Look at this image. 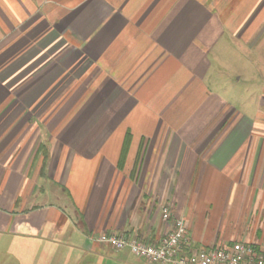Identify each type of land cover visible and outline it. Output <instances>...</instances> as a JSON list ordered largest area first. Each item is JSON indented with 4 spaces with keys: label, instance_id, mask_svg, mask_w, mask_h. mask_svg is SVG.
<instances>
[{
    "label": "crops",
    "instance_id": "obj_1",
    "mask_svg": "<svg viewBox=\"0 0 264 264\" xmlns=\"http://www.w3.org/2000/svg\"><path fill=\"white\" fill-rule=\"evenodd\" d=\"M177 218L264 243V0H0V264H150L94 240Z\"/></svg>",
    "mask_w": 264,
    "mask_h": 264
},
{
    "label": "built area",
    "instance_id": "obj_2",
    "mask_svg": "<svg viewBox=\"0 0 264 264\" xmlns=\"http://www.w3.org/2000/svg\"><path fill=\"white\" fill-rule=\"evenodd\" d=\"M161 213L163 220L170 217L166 206ZM185 231L184 220L177 218L172 229L156 243L117 233H100L94 241L114 250L127 249L150 264H264V243L233 241L209 249H192Z\"/></svg>",
    "mask_w": 264,
    "mask_h": 264
},
{
    "label": "rangeland",
    "instance_id": "obj_3",
    "mask_svg": "<svg viewBox=\"0 0 264 264\" xmlns=\"http://www.w3.org/2000/svg\"><path fill=\"white\" fill-rule=\"evenodd\" d=\"M238 75H239V73H238Z\"/></svg>",
    "mask_w": 264,
    "mask_h": 264
}]
</instances>
